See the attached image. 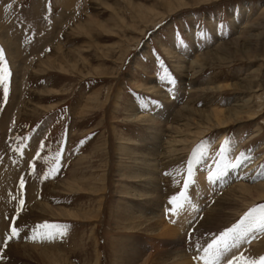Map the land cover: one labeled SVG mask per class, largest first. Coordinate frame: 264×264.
<instances>
[{
    "label": "rangeland",
    "instance_id": "obj_1",
    "mask_svg": "<svg viewBox=\"0 0 264 264\" xmlns=\"http://www.w3.org/2000/svg\"><path fill=\"white\" fill-rule=\"evenodd\" d=\"M0 50V76L5 67L9 73L6 98L0 87V264H47L37 246L55 243L67 252L59 264L94 263L93 229L101 264L147 235L156 243L146 254L159 253L151 264H171L169 227L183 235L191 264H225L252 252L260 211L229 236L227 248L219 245V258L204 249L264 206L243 209V198L233 202L229 192L264 182V108L210 130L184 161L167 158L161 146L172 139L160 129L180 108L171 127L177 139L211 125L199 112L218 108L228 121L222 114L246 99L261 109L264 0H0ZM155 142L164 200L142 206L148 200L136 194L146 186L136 176ZM240 167L245 173L227 180ZM96 193L104 207L98 218ZM222 197L231 199L225 210ZM122 213L140 217L121 224ZM10 224L18 238L6 239ZM237 241L242 249H231Z\"/></svg>",
    "mask_w": 264,
    "mask_h": 264
},
{
    "label": "bare ground",
    "instance_id": "obj_2",
    "mask_svg": "<svg viewBox=\"0 0 264 264\" xmlns=\"http://www.w3.org/2000/svg\"><path fill=\"white\" fill-rule=\"evenodd\" d=\"M237 42H239V41L234 40L233 41V44L236 43L237 45H239ZM153 89H154V86L153 87H150L148 90H153ZM97 95L99 97V93ZM263 108H264V105L261 106V109L260 110L254 111L252 108H250L248 106V100L246 99L245 101H243L242 104H237L235 106V109L228 110V111H226V112H224L222 114L223 116H230L231 117L230 120H228V121L223 120L220 117L219 114H220L221 111L218 108H216L213 111L214 114H211L210 113V114H206V115L204 114V112H206V113H209V112H207V111L199 112L200 114L198 115L197 112L199 110L198 111H190V112H188V115L197 114L198 116H201L203 118H206L208 122L212 121V123L208 127H204V128H200V129H194V130H198L196 132H194V130H190L189 131L190 134L185 139L184 138L177 139L176 138L177 135L175 133H173L172 130H171V127H173L172 126V123L177 122L178 119H179V117H180L179 114L177 113V111L180 110L181 108L180 109H177V110L175 109L174 112L171 113V115H169L170 117H172V114H174L175 120L172 121V122H169L168 121L169 123L167 122L168 124H166V123L163 124L162 127H161V129H160V131L163 133V135L165 137H168L169 139H172V142H167L166 140L163 141L164 144L162 143L163 145L161 146V148H163L162 151L168 152L167 158H171V159L175 158V159L184 161V160H186L187 155H188L190 149L193 147V145H195L198 142V140L201 139L202 137H204L210 130L214 129L215 127L224 126L228 122H240V121L244 120L245 118H247V119H254L258 115H260L261 110ZM106 110L108 111L109 109L106 108V102H105L99 108V111H100V113H101L102 116H104L107 113ZM201 111H203V110H201ZM138 117L142 118L141 116H138ZM191 121L193 122V120H191ZM197 125H198V123H197ZM183 126H184V129L183 130L187 129L190 126V119L188 121H186V123ZM169 134L176 135V136H171ZM223 137H224V135H221L217 139L218 140L217 143H219L221 141L223 142V140H222ZM156 146L157 145H156V142H155L153 148H151V152L147 155V159L148 160L145 161L144 168H143V170L145 171V173H139L138 176H136V178L139 180L138 182H140L144 186H146V188H143L145 190L144 192L139 193V194H136L135 193L136 195H138L140 197H144L145 196V198H147L148 201L142 203V206L148 205V206H153V207H157V206L159 207V205L162 204V200H164V197H162L163 193L160 196L161 193H160L159 190H161V189H159V186H158V180H159V178L157 176V170L158 169L157 170L155 169V166H156L155 163H157V161H158V158L156 156V153L158 152ZM243 169L244 168H241L240 167V169L239 168H236V169L230 170L229 171L230 177H228L227 180H229L230 182H234L231 179L233 177H238L239 175L244 174L245 171L243 172L242 171ZM249 170L250 169H247L246 172L249 171ZM116 172L117 173H120V169L117 168V171ZM134 173H135L134 175H136L137 172L134 171ZM196 177H198V176H196ZM249 179H250V177H249ZM230 182H228V183H230ZM225 184H227V183H225ZM8 189H10V188H8ZM92 190L95 191V188H92ZM229 192H231L230 197H232V201L233 202L234 201H237L238 199L243 198V200H244V203H242L243 209L246 208L247 206L251 205L252 203L255 205V204L263 203L264 202V182L255 183L254 186H252L250 184L238 183V184H235V185L231 186V188H229ZM245 192L248 193V194H245V195L242 194V193H245ZM97 195H99V194L96 193L95 195L92 196V197H95L94 198V203H96L97 206H98L96 214L93 215V217H96V218L100 217V215L102 214L103 209H104L103 204H102L103 202L100 199V197L101 198H103V197L102 196H97ZM230 201H231V199H228L226 197H222V198H220V201L217 202V203H219L218 205L223 210H225L227 204ZM140 209L137 210V213H140ZM158 211H159V209H158ZM137 213H133V214H131V216H129L128 213H122L118 217H120L121 224H122V223L128 222L129 219L134 220L136 218H139L140 216L139 215H136ZM70 215L73 218H75V219H78V218L81 217L79 214L77 215V214L70 213ZM81 215H82L83 220L89 218V217L83 216V211L82 210H81ZM263 215L264 214L261 213L260 214V217H262ZM215 220L217 221V220H219V218H216ZM258 220H259L258 223L260 224L261 218L258 219ZM87 222L88 223H91V221H87ZM261 223L264 225V221H262ZM263 225H257V228L254 231L255 233L253 235H251V237L256 236L255 237V240L253 241L254 248L252 249V252H249L248 251L249 253H247V250H246V254H245V252H243L244 253V261H245V259L252 258L251 259L252 260V264H258L261 261V258L264 257V226ZM158 229L160 230L159 231V234L161 236L163 235L164 232H167L166 230L164 231L165 226H164V222L162 220H160V222L158 223ZM169 229H170L171 237L167 236L166 238H164V240L166 242L167 241H170L169 242V245H170V249L171 250H168L166 252L168 254L169 258H172L170 260V263L171 264H191V261H190L189 257L187 255H184L183 252H182L183 250H181L182 249L181 247H182L183 242H184V239L182 238L183 235L180 236L179 233H177V231L175 229L171 228V227H169ZM93 230L91 231L90 236H92V240L94 242L93 246H94V250H95L94 253H95V258L96 259H95V262L94 263H84V264H101L100 261H99V253H98L99 246H98V241L96 240V237L93 236ZM200 232H203V230H200ZM246 234L247 233H244L242 236H241V234H238V236L239 235L241 236V237L239 236L240 237V240H241V238H245L246 237L245 236ZM250 234H251V232H250ZM199 235H201L200 236L201 238L203 237L202 234L199 233ZM206 235H208V232H207ZM151 236L155 237V235H147L145 238H143L142 242H140V245H135V242H133V243L127 245L126 247H121L120 246L119 249L117 250V252H118L117 255L115 253H113V256L115 257V259L113 260L114 261L113 264H151L155 260V257L159 256V253L158 254L157 253L156 254H151V253L150 254H148V253L146 254V251L145 250H146L147 246H149V244H150V242L152 240L151 239L152 238ZM137 237H136V240L138 239ZM149 237H151V238H149ZM38 238H41L42 241L46 242L45 239L43 240L42 237L39 236ZM207 239H209V238H207ZM233 239H235V238H233ZM38 241H40V239ZM198 241H200V239ZM44 242H43V244H44ZM240 242H238V241L235 242L234 245H233V248H231V247L230 248L236 250V247H239V248L242 249V246H240L241 245ZM153 243H156V242L153 241ZM196 244H197V242H196ZM157 246H158V244H157ZM16 247L17 246L13 247L12 250H14ZM37 247L42 251L41 252L42 257L43 258H47L46 259L47 264H59V263H62V262L65 263V261H67L66 259H68V258H66V259L64 258V252H65V254H67V252L64 251V249H63L64 248V244L62 245L60 243H58V244L55 243V244H51V245H44V246L41 245V246H37ZM37 247L35 246V249ZM251 248H252V244H251ZM229 252L230 251L228 250V254H229ZM230 253H232V252H230ZM5 256H8V255H5ZM200 256H201V254H200ZM231 256H233V254ZM231 256H227V257L229 258ZM242 256L243 255H241V257ZM157 259H160V258H157ZM224 259H225L224 260V263L225 264H241L240 263L241 262L240 259H230V260H226V258H224ZM201 260H202V258H201ZM164 262L165 261H161V263H164ZM195 264H202V262L201 261H197Z\"/></svg>",
    "mask_w": 264,
    "mask_h": 264
},
{
    "label": "snow or ice",
    "instance_id": "obj_3",
    "mask_svg": "<svg viewBox=\"0 0 264 264\" xmlns=\"http://www.w3.org/2000/svg\"><path fill=\"white\" fill-rule=\"evenodd\" d=\"M2 51V50H0ZM9 75L8 71H7V68L5 67L3 69V75L0 76V87L3 88V93H4V96L5 98L7 97V93H8V86H7V83H6V79H7V76ZM21 187H23V184L21 185ZM171 203V201H170ZM256 211H260L261 213H264V206H261L259 209H253L252 212H249L243 220L240 221V224L236 225L235 227L233 228H230L228 231L224 232L220 239L218 241H216L215 244H209L208 245V248L207 249H204L205 253H209L211 252L213 249H216V252H215V255L217 258H219V255H220V252H219V245L220 244H223L225 248H227V239L229 238V236L231 234H235L238 232V230L241 228V225H243L247 220H249V218L252 216V213L253 212H256ZM43 227L47 228L49 227V225H43ZM59 227V226H57ZM59 235H63V231L59 232L58 233ZM19 237V230H18V227L16 226H12L10 224V234L7 235L6 239L8 240H12V239H15V238H18ZM3 241H0V244H2ZM240 261H241V264H247V261H244L243 257H240L239 258ZM208 264H213L212 261H209ZM261 264H264V257L261 258Z\"/></svg>",
    "mask_w": 264,
    "mask_h": 264
},
{
    "label": "water",
    "instance_id": "obj_4",
    "mask_svg": "<svg viewBox=\"0 0 264 264\" xmlns=\"http://www.w3.org/2000/svg\"><path fill=\"white\" fill-rule=\"evenodd\" d=\"M263 81H264V78H263Z\"/></svg>",
    "mask_w": 264,
    "mask_h": 264
}]
</instances>
